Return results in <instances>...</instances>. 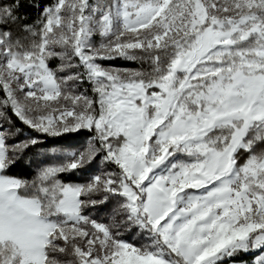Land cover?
I'll return each mask as SVG.
<instances>
[{"label":"snow or ice","instance_id":"6c2138e0","mask_svg":"<svg viewBox=\"0 0 264 264\" xmlns=\"http://www.w3.org/2000/svg\"><path fill=\"white\" fill-rule=\"evenodd\" d=\"M0 264H264V0H0Z\"/></svg>","mask_w":264,"mask_h":264},{"label":"trees","instance_id":"16d2710c","mask_svg":"<svg viewBox=\"0 0 264 264\" xmlns=\"http://www.w3.org/2000/svg\"><path fill=\"white\" fill-rule=\"evenodd\" d=\"M21 11L27 12L30 16L35 15V10L29 7H25L21 9ZM55 63V62H53ZM107 63V62H106ZM111 64L117 66V67H123V68H136L138 67L137 64L133 62H127L123 61L121 59H117L115 61H112ZM86 139V134H66L65 137L61 139V143H71L76 146H79L80 144L83 143V141ZM11 174L13 175H20V176H30L31 171L29 169H26L23 167V165H18L16 168L12 169ZM244 259H251V257H244Z\"/></svg>","mask_w":264,"mask_h":264}]
</instances>
